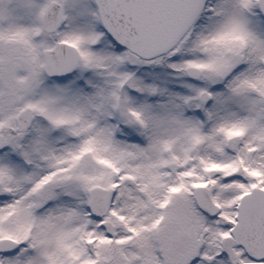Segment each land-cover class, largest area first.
<instances>
[{
  "label": "snow or ice",
  "instance_id": "obj_1",
  "mask_svg": "<svg viewBox=\"0 0 264 264\" xmlns=\"http://www.w3.org/2000/svg\"><path fill=\"white\" fill-rule=\"evenodd\" d=\"M0 264H264V0H0Z\"/></svg>",
  "mask_w": 264,
  "mask_h": 264
}]
</instances>
